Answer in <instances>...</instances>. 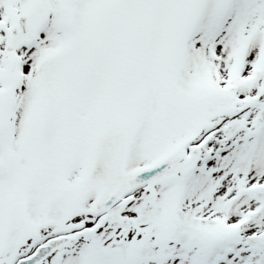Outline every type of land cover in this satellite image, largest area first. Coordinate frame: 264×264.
Masks as SVG:
<instances>
[{"label":"snow or ice","instance_id":"6c2138e0","mask_svg":"<svg viewBox=\"0 0 264 264\" xmlns=\"http://www.w3.org/2000/svg\"><path fill=\"white\" fill-rule=\"evenodd\" d=\"M0 264H264V0H0Z\"/></svg>","mask_w":264,"mask_h":264}]
</instances>
